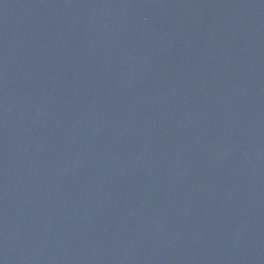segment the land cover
Listing matches in <instances>:
<instances>
[{"label": "water", "instance_id": "95a60500", "mask_svg": "<svg viewBox=\"0 0 264 264\" xmlns=\"http://www.w3.org/2000/svg\"><path fill=\"white\" fill-rule=\"evenodd\" d=\"M0 264H264V0H0Z\"/></svg>", "mask_w": 264, "mask_h": 264}]
</instances>
